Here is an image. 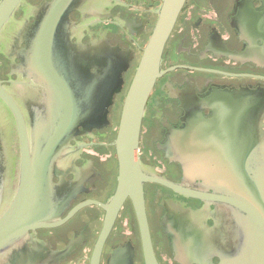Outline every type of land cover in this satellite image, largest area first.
Returning a JSON list of instances; mask_svg holds the SVG:
<instances>
[{"label":"flooded vegetation","instance_id":"af4514ba","mask_svg":"<svg viewBox=\"0 0 264 264\" xmlns=\"http://www.w3.org/2000/svg\"><path fill=\"white\" fill-rule=\"evenodd\" d=\"M161 3L21 0L1 27L0 215L19 189L22 131L30 151L35 129L46 126L51 98L57 96L41 81V66L33 63L36 34L52 12L60 15L46 51L49 65L42 67L46 80L56 75L79 99L80 109L82 103L92 109L98 98L111 97L105 120L97 127L78 125L48 173L56 225L29 229L0 251V264H90L106 214L103 206L118 183L113 142L124 99ZM230 103L256 114L254 140L264 144V0H186L162 53L134 160L148 174L188 191L217 193L185 171L179 159L182 151H191L186 145L208 150L214 142L222 144L225 128H209L218 108ZM143 198L157 264H205V259L221 264L222 257L241 247L242 236L224 203L185 196L153 181L143 184ZM121 255L131 264H146L129 197L99 264H114Z\"/></svg>","mask_w":264,"mask_h":264},{"label":"water","instance_id":"95a60500","mask_svg":"<svg viewBox=\"0 0 264 264\" xmlns=\"http://www.w3.org/2000/svg\"><path fill=\"white\" fill-rule=\"evenodd\" d=\"M185 1L162 0L157 22L143 48L125 96L117 135L113 142L119 164L118 183L114 195L103 206L106 214L90 264H99L105 241L127 197L132 201L138 219L146 264H157L151 246L143 198V184L148 181L164 185L185 196L227 205L239 235L242 236L241 247L234 255L224 254L221 264H264V144L254 140L256 114L253 113L252 116L235 103L219 107L215 113L216 120L212 122L213 126L211 125L209 130L217 131L219 126L225 128L222 134L224 140L220 141L222 144L214 142L208 150H204L202 146L197 149V146L193 147L195 145H186L191 151L185 150L181 156L179 155V162L184 170L197 176L206 189L213 187V191L217 193L188 191L163 178L148 174L134 160L148 99L157 78L161 75L162 53ZM20 2L21 0H0V29ZM59 15L58 12H52L47 21L41 22L34 41L33 63L41 66V70L37 71L41 81L47 82L57 96L51 98L54 106L51 102L53 111H50L49 120H46L48 123L44 128L35 129L30 151L24 141L25 131H22L20 185L9 208L0 215V251L29 229L56 225L54 220L58 214L53 208L55 204L53 187L51 180L48 182V173L51 172L60 150L65 146V141L72 137L78 125L89 124L97 127L105 120L104 107L111 97V93L105 96L106 102L100 101L102 97L98 98L96 106L92 109L82 103L80 109L79 99L71 95L69 89L56 75H47L49 78L46 80L42 67L49 65L45 63L46 51L54 36L53 23ZM48 27L49 32L46 30ZM49 74L53 72L49 71ZM5 100L8 101L6 97ZM8 103L16 112L14 104L11 101ZM192 130L195 131V128ZM114 264L131 263L121 255L115 257ZM205 264H212L211 260L205 259Z\"/></svg>","mask_w":264,"mask_h":264}]
</instances>
